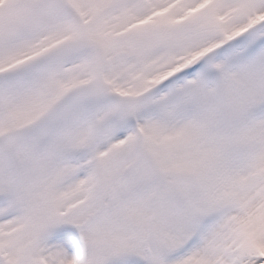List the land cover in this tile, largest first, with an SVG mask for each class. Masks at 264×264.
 I'll return each instance as SVG.
<instances>
[{"label":"snow or ice","instance_id":"6c2138e0","mask_svg":"<svg viewBox=\"0 0 264 264\" xmlns=\"http://www.w3.org/2000/svg\"><path fill=\"white\" fill-rule=\"evenodd\" d=\"M0 264H264V0H0Z\"/></svg>","mask_w":264,"mask_h":264}]
</instances>
